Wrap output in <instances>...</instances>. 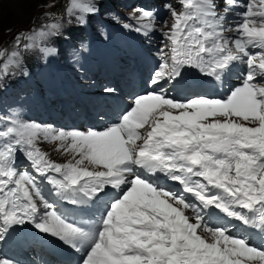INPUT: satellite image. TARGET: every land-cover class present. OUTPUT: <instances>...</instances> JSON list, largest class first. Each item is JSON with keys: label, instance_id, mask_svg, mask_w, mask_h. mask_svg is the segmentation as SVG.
I'll use <instances>...</instances> for the list:
<instances>
[{"label": "snow or ice", "instance_id": "1", "mask_svg": "<svg viewBox=\"0 0 264 264\" xmlns=\"http://www.w3.org/2000/svg\"><path fill=\"white\" fill-rule=\"evenodd\" d=\"M223 3L222 11L216 0H179V10L165 5L171 23L162 22L160 63L149 80L155 87L134 96L107 128L0 120V241L30 225L39 239L80 253V264H264V249L229 230L264 234V0ZM235 7L245 10L226 26ZM95 12L85 0H70L65 9L81 23ZM154 20L145 10L134 29L124 27L149 37ZM61 27L21 33L10 51L0 50V83L22 72L37 37L57 36ZM236 64L247 71L224 96L171 95L201 77L223 83ZM42 141L71 159L54 162ZM18 154L31 171L18 170ZM161 178L181 190L162 186ZM58 202L100 208L99 218L78 223ZM214 214L238 223H211ZM0 264L18 262L0 254Z\"/></svg>", "mask_w": 264, "mask_h": 264}, {"label": "rangeland", "instance_id": "2", "mask_svg": "<svg viewBox=\"0 0 264 264\" xmlns=\"http://www.w3.org/2000/svg\"><path fill=\"white\" fill-rule=\"evenodd\" d=\"M85 2L94 5L96 12L84 17V22L81 23L75 16L68 18L65 15L70 0H56L51 5H47V0H0V50L10 51L17 35L39 32L54 22L62 25L60 30L62 35L76 36L65 43L67 54L64 55L62 52L63 46H58L60 56L64 55L61 62L57 60L55 50L48 42L53 36L42 39L37 37L35 46L27 50L34 58L30 62L39 59V52H32L47 48L53 51L48 54L41 52L49 58V64L36 65L31 70L28 67L22 68V72H19L24 79L22 83L1 98L0 120L14 117L21 122H34L41 110L46 113L55 112L57 101L61 97L73 94L69 84L71 80L81 91L87 93L85 83L97 81L100 74L105 72L108 53L111 56L110 60L116 65L124 57L133 58L135 48L141 46L144 50H151L145 51L151 55H147L148 62L150 65H154L152 64L154 62L158 68L160 61L152 54L155 52L160 55L159 50L163 46L162 31H167V27L163 26L162 22L171 23L170 13L165 5L171 4L179 10V0H107L104 3L102 0H85ZM216 3L219 7L224 5L223 0H216ZM219 7L218 11L223 6ZM145 10L151 11L155 18V31L150 33L149 37L124 27L125 24H130L134 29L139 15ZM86 18L92 23L89 24L91 28L86 26ZM80 27L86 31L89 28V31L85 32V29L81 30ZM63 116L65 117L63 122H66L67 116ZM57 118L56 121L61 122L62 116L58 113ZM39 146L48 153L49 158L52 157V151L56 150L43 141ZM18 156L23 157L20 154ZM246 232L236 235L244 237L247 235ZM244 238L249 240L248 237ZM253 242L254 240L250 243ZM261 245L264 247L263 243Z\"/></svg>", "mask_w": 264, "mask_h": 264}, {"label": "bare ground", "instance_id": "3", "mask_svg": "<svg viewBox=\"0 0 264 264\" xmlns=\"http://www.w3.org/2000/svg\"><path fill=\"white\" fill-rule=\"evenodd\" d=\"M55 1L56 0H47V5L54 4ZM224 7H221L219 9V11H222ZM238 9H240L242 12L245 10L243 7H235V8L232 9V11H230L229 13H227V19L225 21V25L226 26L232 25L236 20H238V16H237V12H236V10H238ZM226 34L227 35H233V33H226ZM135 46H136V44H135ZM251 51H259V50L258 49H251ZM155 54L156 53L154 52L152 55H154L155 57H157ZM145 55H146V59H147V55L151 56L150 54H148L146 52H145ZM147 61H148V59H147ZM152 64H154V65H150V69H156L157 68V64H155L154 62H152ZM105 70H106V68H105ZM245 71H247L245 65H243V64H236L232 68L231 73L229 75H227L225 77L224 81H223V83L224 82H227L225 87H223V83L216 82V81H214L210 77H201V79L205 82L206 87L211 88L210 89L211 91L214 90V91L218 92V93H216L213 96L219 97V96L226 95L227 92H228V90L233 85L239 83V77ZM101 79H102V82H106L107 81V83H113V84H115V82L118 81L119 82V85L117 86L116 91H119L122 88H127L128 87V84H126V79H123L121 77L120 71L118 69H116L111 63H108L107 64V72L104 73V74H102ZM99 85L100 84L97 83L96 86H94L92 88V91L95 94H98L99 93V89H98L99 88ZM42 108H44V107H42ZM46 121H47V115L44 112H42V116L41 117H39V118L36 119V122L38 124L43 123V122H46ZM41 126H46V125L45 124H42ZM49 145H50V147H53V148H55L57 150V147H58L57 144H51V143H49ZM57 154H58V158L54 162H57V163H66L69 159H71V156L65 154L63 151H57ZM25 160L26 159H24L23 157L18 156L17 159H16V166H17V168L20 165H24ZM26 164H29V163L26 162ZM141 171H143V170H141ZM158 183L161 184L162 186H165V185H168L169 184L168 187L171 188L173 191H178L181 188V186L178 183L173 182V181H168V180H166L164 178H161L158 181ZM171 183L174 184V186L170 185ZM113 196H114V193H112V195H110L106 199H111ZM213 217H215L217 219L216 220H213ZM222 219L228 220L229 222H227L225 224L220 223L219 220H222ZM210 221H211V223L220 224V225H230V223H238V222L230 221L229 218L224 217L223 214H219V215L214 214L212 217H210ZM244 229L245 230L247 229V231L249 230L250 234L253 235V237H254V238H252L251 235L249 234V236H247L249 238L248 241L252 242L254 240V242L252 243V245L256 246L258 249H264L263 245H261L262 242L264 244V234L259 233L258 230L248 229V228H245L244 226H241L239 229H235V228L229 227V230L231 232H233L234 234H236L237 232L240 233V230H244ZM205 236H207V233H205ZM11 240H12V237L6 236V238H5L4 241H0V245L3 248H8L9 247V241H11ZM0 254H3V252L0 251ZM42 255H44V254H42ZM80 259H81V257H78L77 260H76V262H78V264H80ZM14 260L17 261V262H19V263H22V264H48L47 262L41 261V260H39V259H37L35 257H24V258H19V259H14Z\"/></svg>", "mask_w": 264, "mask_h": 264}, {"label": "trees", "instance_id": "4", "mask_svg": "<svg viewBox=\"0 0 264 264\" xmlns=\"http://www.w3.org/2000/svg\"><path fill=\"white\" fill-rule=\"evenodd\" d=\"M60 39V40H59ZM66 39V37L64 36H59L58 37V41H59V44L61 45L63 43V41ZM25 54L23 55V63H27L28 61H30L33 57L31 56V54L26 51L24 52ZM34 59V58H33ZM32 59V60H33ZM37 59H35L34 61H31V66L34 65V63L36 62ZM34 67V66H33ZM31 67V68H33ZM15 87V82L13 80H11L10 78H8L6 81H4L3 83H0V95L3 93V92H7V91H11L13 90Z\"/></svg>", "mask_w": 264, "mask_h": 264}]
</instances>
